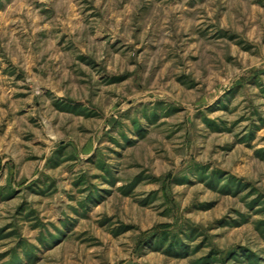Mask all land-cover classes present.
<instances>
[{
  "label": "rangeland",
  "instance_id": "obj_1",
  "mask_svg": "<svg viewBox=\"0 0 264 264\" xmlns=\"http://www.w3.org/2000/svg\"><path fill=\"white\" fill-rule=\"evenodd\" d=\"M37 1L0 0V264H264V0Z\"/></svg>",
  "mask_w": 264,
  "mask_h": 264
},
{
  "label": "crops",
  "instance_id": "obj_2",
  "mask_svg": "<svg viewBox=\"0 0 264 264\" xmlns=\"http://www.w3.org/2000/svg\"><path fill=\"white\" fill-rule=\"evenodd\" d=\"M37 2H38V3H39V2H42V0H38ZM16 5H26V3H25V2L21 3V2L19 1L18 4H16ZM2 66H4V65H2ZM2 66H1V68H2ZM2 95H3V93H2ZM2 95H1V97H3ZM48 149H49V148H47L46 151H48Z\"/></svg>",
  "mask_w": 264,
  "mask_h": 264
}]
</instances>
